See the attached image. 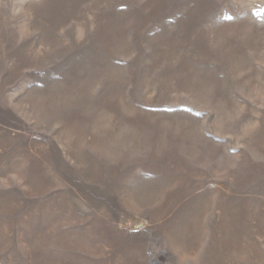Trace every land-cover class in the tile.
Wrapping results in <instances>:
<instances>
[{
  "label": "rangeland",
  "instance_id": "374dc122",
  "mask_svg": "<svg viewBox=\"0 0 264 264\" xmlns=\"http://www.w3.org/2000/svg\"><path fill=\"white\" fill-rule=\"evenodd\" d=\"M0 264H264V0H0Z\"/></svg>",
  "mask_w": 264,
  "mask_h": 264
},
{
  "label": "bare ground",
  "instance_id": "6f19581e",
  "mask_svg": "<svg viewBox=\"0 0 264 264\" xmlns=\"http://www.w3.org/2000/svg\"><path fill=\"white\" fill-rule=\"evenodd\" d=\"M184 154V153H183ZM182 155V154H181ZM188 193V192H187ZM180 194V193H179ZM177 199V198H176ZM175 199V200H176ZM172 201V200H171ZM169 202V201H168ZM173 202V201H172ZM168 204V203H167ZM171 207H172V205H171ZM185 207H186V205H185ZM202 207V206H201ZM186 209V208H185ZM194 209V208H193ZM192 209V211H194ZM197 209V208H196ZM202 209V208H201ZM185 212V211H184ZM195 212V211H194ZM198 212V211H197ZM183 213V212H182ZM187 213V212H186ZM189 213V212H188ZM196 215H197V213H195ZM199 214H201V213H199ZM176 215V214H175ZM180 215V214H179ZM188 215V214H187ZM191 215H192V213H191ZM194 215V214H193ZM185 216V215H184ZM183 218V217H182ZM192 218H193V216H192ZM181 219V218H180ZM185 220V219H184ZM190 219H188L187 221H189ZM186 221V220H185ZM186 221V222H187ZM186 224V223H185ZM180 226H182V225H180ZM194 227H198V225H196L195 224V222L194 223H187L186 224V226H184L183 228H182V234L184 235V237L185 238H187V239H185L187 242H190V244H192V241H190V239H189V235L190 236H192V234L193 235H195L194 234ZM177 228V227H176ZM199 228V227H198ZM181 229V228H180ZM174 230V229H173ZM197 231V230H196ZM178 232V231H177ZM196 233V232H195ZM182 244L183 243H181V245H180V248H181V246H182ZM185 245V247L187 248L188 246L186 245V244H184ZM195 246V245H194ZM197 248V247H196ZM187 250H189L188 248H187Z\"/></svg>",
  "mask_w": 264,
  "mask_h": 264
}]
</instances>
